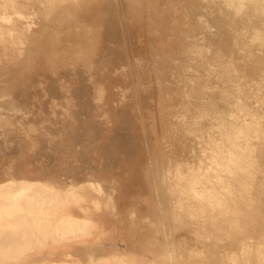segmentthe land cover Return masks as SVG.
Returning <instances> with one entry per match:
<instances>
[{"label":"rangeland","instance_id":"1","mask_svg":"<svg viewBox=\"0 0 264 264\" xmlns=\"http://www.w3.org/2000/svg\"><path fill=\"white\" fill-rule=\"evenodd\" d=\"M228 6L0 0V187L61 196L0 219L16 237L0 264H259L247 255L264 254V141L223 218L176 183L223 144L221 117H264V0Z\"/></svg>","mask_w":264,"mask_h":264},{"label":"bare ground","instance_id":"2","mask_svg":"<svg viewBox=\"0 0 264 264\" xmlns=\"http://www.w3.org/2000/svg\"><path fill=\"white\" fill-rule=\"evenodd\" d=\"M238 1L239 0H228L229 6L225 10H220V12H222L224 14L226 12L229 13L231 8H233L232 5L237 3ZM18 3L13 2L14 7L19 6ZM40 7L42 8L41 5H40ZM27 11H28V9H27ZM28 16H30V13L28 14ZM24 17H25V15L22 18H24ZM229 20H226V21L229 22ZM10 22H7L8 25L10 24ZM228 22H227V24H228ZM230 25H231V23H230ZM206 27H209V26H206ZM226 27L230 28V26H226ZM192 51H193L192 54H196L198 59L202 60L204 58V56H206L204 54L205 49L202 46H200V47L193 46ZM206 54H207V52H206ZM205 61H206V59H205ZM219 76H221V75H219ZM222 81H223V78H222ZM227 83H229V82H227ZM222 84H221V87H222ZM224 84H226V83H224ZM229 84L228 85L226 84V85L229 86ZM223 86H225V85H223ZM233 86H235V85H233ZM215 88H218V87H215ZM224 88L225 87H223V90H224ZM233 89H234V87L232 88V90ZM225 90H224V92H227L225 94L227 101H228V99L233 100V98H235V97L238 98V96H237L238 94L235 93L236 91L234 93L237 95L233 97V95H235V94L232 93L231 89H227L226 91ZM237 90H238V88H237ZM220 91L222 92V90H220ZM238 92H240V91H238ZM230 101L228 103H230ZM221 102H222V100H221ZM237 103L240 105V107L238 106V108L242 109L241 104L239 102H237ZM237 103L232 108L237 107L236 106ZM238 108H236V109H238ZM228 109L229 108H227V111H228ZM236 109H233V110L236 111ZM237 112H239V110ZM250 114H251V111H250ZM250 114H248V115L250 116ZM237 115L236 116L235 115L229 116V117L234 116V117H232V119L233 118L235 119L237 117L236 121H233L231 119L228 120L225 117H221L219 120L220 122L218 121L219 129L217 131L220 132V136H221V139L223 140V144H222V142H220V144L218 143V145L216 144L217 146H215L214 149L210 150V155H208V158L205 161L200 162L199 166H197V167L195 166L196 168H193L191 171L189 170L188 175H186L184 177L178 176V178L175 177L176 181H177L176 183L178 185L184 181L186 186L184 185V186H178V187L180 189V192H182V194H184L188 197L190 203L192 204V201H197L199 203H202L203 206L208 205L209 209H212L211 210L212 215L215 214L216 211L217 212L221 211V213H220L221 216L225 215L224 211H227L225 209V205H227L232 200V198L235 194L240 193V191H246L248 189V186H244L243 190H241L242 188L240 186H237L236 182L237 183L242 182V180L244 178L248 177V176L245 177V175H247L251 171H253V169L255 168L254 162H253V150H251L250 148L252 147L253 144H257L260 142L262 143L264 141V139H263L264 138V129H263L264 117L263 118H261L262 116L259 117V114H255L254 117H253V115H251V117H252L251 123L248 122L246 124V121L245 122L242 121L245 126L243 125L244 127L240 128V126H238V125L240 124L241 121L237 122V119H238ZM219 117H220V115H219ZM240 119H241V116H240ZM241 126H242V123H241ZM261 176H262V174H261ZM11 188L15 189V190H12ZM51 196H56V198L58 200H60V198H61L60 194H51L50 192H47L46 190H44L42 187H35L31 183L16 184L14 187L10 186V185L5 186V187H0V219L5 218L8 221H11V220L15 221L17 219V222H18V219H22V217H26V216L31 217L30 216L31 214H29L28 210H32V209L40 207L43 204V202L46 204L50 203V200L52 199ZM257 198H259V197H257ZM16 207H24L26 213L16 211L15 210ZM234 208H236V207H234ZM201 213L206 215V211L204 208H203V210H201ZM32 217L37 221L40 220V217L33 216V215H32ZM222 218H223V216H222ZM32 222L33 221H31V223ZM64 224H65V222L63 223V225ZM76 224L78 225L81 223L77 221ZM76 224H74V225H76ZM9 225H12V224H9ZM63 225H61L60 227L62 228ZM66 226H68V225L66 224ZM8 230H9V228L0 227V243L1 244L2 243H9V242H12L13 240L16 239V237L14 235H11L12 234L11 231L8 232ZM59 230H60V228H59ZM64 230L67 231L65 228H64ZM23 232L27 233L26 230H24ZM60 232H61V230H60ZM62 232H64V231H62ZM83 233L84 232L79 233V234L83 235ZM58 237H59V235H58ZM243 249H245V248H243ZM250 250H251V248H250ZM242 251H244V250H242ZM252 251L253 252L249 251L250 253H248V255H247L246 254L247 250H246L245 254L247 255V257L250 256V258L253 257L255 259V254H258L259 264H264V254H262V255L260 254L262 251L260 252L259 248L258 249L255 248L254 250L252 249ZM236 254H235V256H237ZM240 255H242V254H240ZM230 256H233V255H230ZM233 257H230V258L233 259ZM232 259H229V261L227 260V262H225L226 260H221V262H223L222 264H237L236 259H235V261H233ZM240 260H241V258H240ZM248 262H249V260H248ZM248 262L246 261V264ZM249 264H251V263L249 262Z\"/></svg>","mask_w":264,"mask_h":264}]
</instances>
